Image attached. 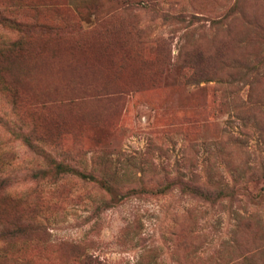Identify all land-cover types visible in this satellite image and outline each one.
I'll list each match as a JSON object with an SVG mask.
<instances>
[{
  "label": "rangeland",
  "instance_id": "374dc122",
  "mask_svg": "<svg viewBox=\"0 0 264 264\" xmlns=\"http://www.w3.org/2000/svg\"><path fill=\"white\" fill-rule=\"evenodd\" d=\"M260 167L264 0H0V264H264Z\"/></svg>",
  "mask_w": 264,
  "mask_h": 264
},
{
  "label": "trees",
  "instance_id": "16d2710c",
  "mask_svg": "<svg viewBox=\"0 0 264 264\" xmlns=\"http://www.w3.org/2000/svg\"><path fill=\"white\" fill-rule=\"evenodd\" d=\"M250 96H251V94H250ZM252 173L254 175L264 174V168L263 167H260V168H257V169L253 168ZM236 186H237V183L231 189V196H234L237 193L236 188H235ZM197 191H198V195L200 196V198H203L205 200H213L214 196L216 195L215 193L217 192V190L213 189V187L208 186V185H200L197 188Z\"/></svg>",
  "mask_w": 264,
  "mask_h": 264
}]
</instances>
